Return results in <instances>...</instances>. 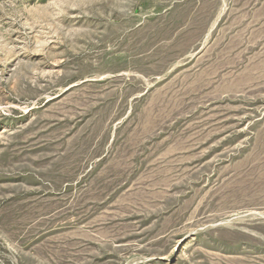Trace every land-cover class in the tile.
I'll return each instance as SVG.
<instances>
[{"label": "rangeland", "instance_id": "rangeland-1", "mask_svg": "<svg viewBox=\"0 0 264 264\" xmlns=\"http://www.w3.org/2000/svg\"><path fill=\"white\" fill-rule=\"evenodd\" d=\"M0 264H264V0H0Z\"/></svg>", "mask_w": 264, "mask_h": 264}]
</instances>
